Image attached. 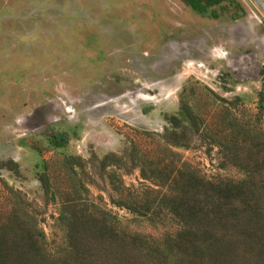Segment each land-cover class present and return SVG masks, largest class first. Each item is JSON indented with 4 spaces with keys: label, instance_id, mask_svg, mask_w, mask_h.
I'll return each mask as SVG.
<instances>
[{
    "label": "rangeland",
    "instance_id": "obj_1",
    "mask_svg": "<svg viewBox=\"0 0 264 264\" xmlns=\"http://www.w3.org/2000/svg\"><path fill=\"white\" fill-rule=\"evenodd\" d=\"M262 92L264 0L206 13L183 0H0V236L30 264H84L62 219L76 205L152 237L130 250L138 264H187L166 243L172 214L115 202L169 203L189 173L246 179L218 142L264 131ZM94 248V264H109Z\"/></svg>",
    "mask_w": 264,
    "mask_h": 264
},
{
    "label": "trees",
    "instance_id": "obj_2",
    "mask_svg": "<svg viewBox=\"0 0 264 264\" xmlns=\"http://www.w3.org/2000/svg\"><path fill=\"white\" fill-rule=\"evenodd\" d=\"M183 1L194 10L206 13L208 7L222 0ZM260 101L264 104V92L260 93ZM180 115L199 130V118L187 104L182 106ZM169 122L174 127H183L178 115L172 116ZM247 123L243 122L242 126ZM171 132V135H177V132ZM58 139L60 136H55V140ZM218 143L225 159L246 171V179L234 181L217 177L208 180L189 173L187 189L182 196L170 194L169 203L159 201L154 208L150 202L115 203L140 216H149L153 212L163 216L172 214L180 228L167 235L166 243L187 264H264V182L255 181L256 174L264 171V131L250 139L233 143L219 140ZM174 144L179 141L175 139ZM142 173L149 177L146 171ZM101 213L88 215L76 209V205L66 206L62 219L67 225L71 249L84 264L97 262L94 244L107 248L109 264H138L130 250L139 245H150L152 237L119 231L115 217L107 211ZM19 242L20 249L22 246L34 249L36 244L27 240ZM9 249L7 239L1 235L0 264H7L11 257L15 264H30L26 253L16 250L13 253Z\"/></svg>",
    "mask_w": 264,
    "mask_h": 264
}]
</instances>
